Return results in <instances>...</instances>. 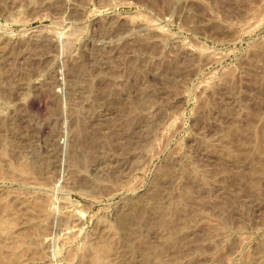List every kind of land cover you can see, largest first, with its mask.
Segmentation results:
<instances>
[{"label": "rangeland", "instance_id": "rangeland-1", "mask_svg": "<svg viewBox=\"0 0 264 264\" xmlns=\"http://www.w3.org/2000/svg\"><path fill=\"white\" fill-rule=\"evenodd\" d=\"M0 264H264V0H0Z\"/></svg>", "mask_w": 264, "mask_h": 264}]
</instances>
